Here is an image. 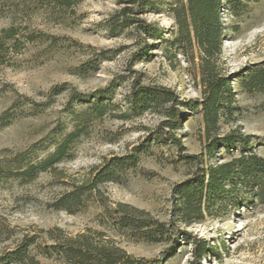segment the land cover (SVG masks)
<instances>
[{
  "label": "rangeland",
  "instance_id": "1",
  "mask_svg": "<svg viewBox=\"0 0 264 264\" xmlns=\"http://www.w3.org/2000/svg\"><path fill=\"white\" fill-rule=\"evenodd\" d=\"M176 1L146 0L139 15L131 0H0V264H17L2 260L25 236L51 245L56 229L69 237L105 232L154 264H264V179L253 189L246 180L226 182L203 218L181 216L180 186L239 157L241 147L214 146L207 135L199 51L184 55L171 46ZM124 10L133 24L123 23ZM220 20L218 66L234 101L221 112L217 136L249 135L264 158V91L243 85L264 61V0H223ZM144 22L154 38L138 28ZM134 84L173 90L185 103L177 129L162 130V114L132 109ZM72 134L65 160L32 178L19 175L18 168L39 165ZM115 158L127 165L105 171L113 180L99 183L80 211L55 209L74 183L97 178ZM119 203L165 224L163 241L117 234L102 204L115 211ZM193 238L209 248L195 263ZM30 252L40 264H58L40 247Z\"/></svg>",
  "mask_w": 264,
  "mask_h": 264
},
{
  "label": "trees",
  "instance_id": "2",
  "mask_svg": "<svg viewBox=\"0 0 264 264\" xmlns=\"http://www.w3.org/2000/svg\"><path fill=\"white\" fill-rule=\"evenodd\" d=\"M137 5V13L143 14L146 10V0H131ZM232 1V0H228ZM223 0H177L172 6L176 31L171 46H176L181 53L188 55L195 48L199 51L200 74L203 85V98L201 106L204 114L207 135L214 137V146L221 145L228 149L241 147V155L229 162L218 164L216 167L204 171L202 178L192 179L179 189L181 198L180 212L185 222L191 219L203 218L208 210L209 203L218 196L220 189L226 182L246 180L247 188L262 183L264 179V158L253 149L254 144L249 135L232 131L222 137L217 133L220 129L222 111H231L234 101V90L231 80L224 75L218 66L222 49V24L220 20ZM121 16L125 17L124 24H133L124 10ZM150 38L155 32L151 24L143 23L138 26ZM244 87L249 91H264V61L249 71ZM130 103L133 110L162 114L166 117L161 129H177L182 119L181 106L185 103L173 92L163 86H137L133 85ZM169 105V106H167ZM169 140L181 147V141L170 132H164ZM72 134L67 140L59 144L52 154L39 165H28L18 168L21 177L32 178L39 171H46L49 167L62 162L68 157V147ZM209 144V153L216 148ZM197 159V156H187ZM130 159V157L128 158ZM125 158H115L110 166L98 174L97 178L74 183L70 191L62 195L53 206L70 214L80 211L86 201L97 189L99 183L112 181L113 178L105 176L110 167L127 165ZM108 173V172H107ZM208 176V179H206ZM222 185V186H221ZM204 204L205 206L204 208ZM103 206V216L113 221L114 231L117 234L130 233L131 235L149 242H161L168 232L166 225L155 220L148 212L119 203L118 208L112 211L106 204ZM129 209L130 211L126 210ZM102 225L105 222H100ZM57 235L51 236V245L39 246L35 238L25 236L17 248L8 252L2 262L12 261L17 264H40L30 252L31 247H40L41 254L48 259L54 258L58 264H154L145 259H138L121 248L114 240L107 239L105 232L88 230L76 236H64L61 229H56ZM51 234V233H50ZM185 236L189 234L185 233ZM189 239L193 244V263L200 261L208 251V244L199 238Z\"/></svg>",
  "mask_w": 264,
  "mask_h": 264
}]
</instances>
